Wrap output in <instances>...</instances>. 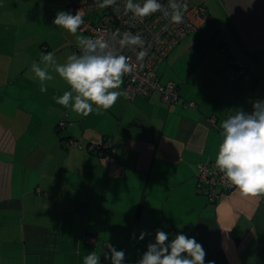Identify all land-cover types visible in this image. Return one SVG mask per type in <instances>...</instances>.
<instances>
[{"label": "crops", "instance_id": "crops-1", "mask_svg": "<svg viewBox=\"0 0 264 264\" xmlns=\"http://www.w3.org/2000/svg\"><path fill=\"white\" fill-rule=\"evenodd\" d=\"M67 3L0 0V264H83L90 251L110 264L109 244L136 264L156 229L195 237L205 264H264V197L234 188L211 201L196 191L197 165L215 160L221 122L264 99V52L247 53L243 42V59L221 40L222 54L209 55L214 34L184 40L189 33L158 67L165 61L162 82L177 81L175 103L158 91L121 95L84 117L53 99L69 90L55 71L45 93L31 71L41 54L58 63L79 54L75 36L52 23ZM70 138L80 147L66 145ZM142 231L151 235L140 240Z\"/></svg>", "mask_w": 264, "mask_h": 264}, {"label": "clouds", "instance_id": "clouds-1", "mask_svg": "<svg viewBox=\"0 0 264 264\" xmlns=\"http://www.w3.org/2000/svg\"><path fill=\"white\" fill-rule=\"evenodd\" d=\"M116 0H101L100 7L114 5ZM252 0H249V6ZM186 3L180 0H169L168 8L160 0H125L124 12H131L141 19L164 10L170 15L172 23L183 22V10ZM75 36L79 54H71L64 63L56 61L53 52L41 54L39 62L31 64V71L40 83V92H47V82L53 79L49 69L55 71L62 78L69 90L60 96H54L55 102L64 108H71L78 115L87 117L94 111L97 115L101 111L112 108L121 95L119 89L124 84V76L133 70L129 58L113 47L112 43L102 36L92 38L78 34V30L85 23L83 13L78 10L74 15L67 11H58L53 22ZM119 32L113 33L112 40H116ZM121 47L139 46L144 48V41L140 35L124 33L119 39ZM147 50H141L137 59L143 60ZM252 111L246 112L242 108L229 115L220 124V142L214 160V167L222 174V179L230 183L243 198L260 199L264 197V99L254 100ZM151 235L141 232L139 239ZM135 238V234H133ZM102 257L110 264H124L125 251L117 250L111 244L103 250ZM206 251L195 237L178 232L174 238L163 229H156L154 242H149L136 264H205ZM83 264H101V256L90 251L83 258ZM207 264H215L209 260Z\"/></svg>", "mask_w": 264, "mask_h": 264}, {"label": "built area", "instance_id": "built-area-1", "mask_svg": "<svg viewBox=\"0 0 264 264\" xmlns=\"http://www.w3.org/2000/svg\"><path fill=\"white\" fill-rule=\"evenodd\" d=\"M101 0H68L67 8L74 15L78 10L83 13L85 23L79 29L92 38L104 37L112 43L115 50L129 58L133 66L131 73L124 76L123 92L132 99L136 95L148 96L153 91H158L163 102L171 104L178 100L177 81L168 79L165 82L160 80L158 74L159 64L166 58L172 47L177 44L185 35L195 31L205 21L214 26L211 13L205 1L194 2L192 0H180L187 4L183 10V22L175 24L171 22L170 15H165L164 10L152 14L143 19L134 16L131 12L125 15V0H116L115 4L109 7H100ZM142 3L143 0H134ZM164 9L168 8L169 0H160ZM119 32L116 40H112L113 33ZM124 33L140 35L144 41V48L139 46L121 47L119 39ZM80 51V49L78 48ZM141 50H147L143 60L137 59ZM228 60L237 65L239 71L243 64L235 57H232L227 48H222ZM193 105L192 102L189 103ZM63 124V121L60 122ZM66 145L80 147L81 142L77 138H70ZM104 148L110 145L106 142L101 144ZM234 187L222 179V174L214 167V161L200 163L196 171V191L208 196L209 200L216 201L220 192L228 193ZM93 239V236L91 237Z\"/></svg>", "mask_w": 264, "mask_h": 264}, {"label": "water", "instance_id": "water-1", "mask_svg": "<svg viewBox=\"0 0 264 264\" xmlns=\"http://www.w3.org/2000/svg\"><path fill=\"white\" fill-rule=\"evenodd\" d=\"M227 16L245 42L243 49L264 52V0H221Z\"/></svg>", "mask_w": 264, "mask_h": 264}, {"label": "rangeland", "instance_id": "rangeland-1", "mask_svg": "<svg viewBox=\"0 0 264 264\" xmlns=\"http://www.w3.org/2000/svg\"><path fill=\"white\" fill-rule=\"evenodd\" d=\"M192 1L194 2L205 1L206 4L208 5L209 10L211 11V16L213 17L216 25H215V29H211L208 21H205L199 26L196 32L194 31L190 33L184 38V40L193 39L194 36H196L197 39L201 40V38L203 39V37H205V34L213 33L214 36L211 38L213 42L210 44V49L205 52L206 54L210 55L213 52H216L221 55L222 53L219 51L218 44L220 43L221 40H225L227 45L231 49L232 54L244 59V54L242 55L240 53L241 44L244 42V40L241 38L239 33L236 31L232 23L227 18L219 0H192ZM202 48L205 47L202 46ZM164 66H165V61L162 63L160 70L158 72L162 73L161 68H163ZM248 67L250 69L252 68L250 65H248ZM259 67H260L259 65L258 66L255 65V69L258 71H259Z\"/></svg>", "mask_w": 264, "mask_h": 264}, {"label": "flooded vegetation", "instance_id": "flooded-vegetation-1", "mask_svg": "<svg viewBox=\"0 0 264 264\" xmlns=\"http://www.w3.org/2000/svg\"><path fill=\"white\" fill-rule=\"evenodd\" d=\"M219 2L221 3V5H222V8H223V10H224V12H225V14H226V16H227V12H226V10H225V7H224V5H223V3H222V1L221 0H219ZM210 11V10H209ZM210 13H211V11H210ZM227 18H228V16H227ZM229 19V18H228ZM230 21V20H229Z\"/></svg>", "mask_w": 264, "mask_h": 264}, {"label": "trees", "instance_id": "trees-1", "mask_svg": "<svg viewBox=\"0 0 264 264\" xmlns=\"http://www.w3.org/2000/svg\"><path fill=\"white\" fill-rule=\"evenodd\" d=\"M60 122H61V121H60ZM60 122H59V123H60ZM60 125H61V124H59V126H60ZM78 140H79V139H78ZM104 149H108V148H104Z\"/></svg>", "mask_w": 264, "mask_h": 264}]
</instances>
